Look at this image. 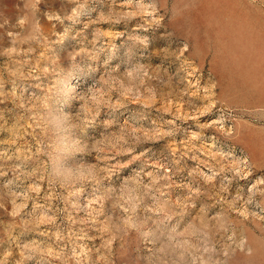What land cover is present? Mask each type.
<instances>
[{
  "label": "rangeland",
  "instance_id": "1",
  "mask_svg": "<svg viewBox=\"0 0 264 264\" xmlns=\"http://www.w3.org/2000/svg\"><path fill=\"white\" fill-rule=\"evenodd\" d=\"M0 264H264V0H0Z\"/></svg>",
  "mask_w": 264,
  "mask_h": 264
},
{
  "label": "clouds",
  "instance_id": "2",
  "mask_svg": "<svg viewBox=\"0 0 264 264\" xmlns=\"http://www.w3.org/2000/svg\"><path fill=\"white\" fill-rule=\"evenodd\" d=\"M155 22L159 23V20H156ZM73 59H75V57H73ZM115 70V68L111 69V71ZM99 72V66L93 67L91 65H86L78 70H73V80L71 81V85L74 90V96L69 103L63 105L66 111H73L75 109V99L77 96H79V89L91 88L92 84L90 83V80L94 77L95 74H98ZM106 74L110 75L109 72H106Z\"/></svg>",
  "mask_w": 264,
  "mask_h": 264
}]
</instances>
